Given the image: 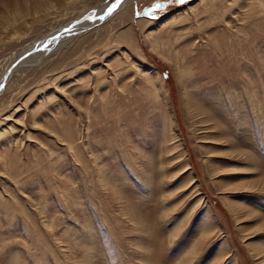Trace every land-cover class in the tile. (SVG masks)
Instances as JSON below:
<instances>
[{"label": "rangeland", "instance_id": "1", "mask_svg": "<svg viewBox=\"0 0 264 264\" xmlns=\"http://www.w3.org/2000/svg\"><path fill=\"white\" fill-rule=\"evenodd\" d=\"M115 1L0 0V72L9 64L20 60L21 54L32 53L37 47H41L47 38L71 24H82L78 21L83 17L106 11ZM199 1L186 0L183 5H172L161 11L153 9L155 0H126L120 9L117 8L103 21L93 23L91 27L79 32L80 34L74 36L72 34L70 36L72 38L56 52L30 65L24 71L14 73L13 80L9 82L11 79L9 78L5 91L0 93V109L8 107L0 113V131L6 130L5 135L0 138V159L7 164L19 160L23 166L21 178L25 180L31 176L32 172L28 170L37 157L44 154L46 156L49 152L54 155L57 170H62L63 166L64 172L72 180V185L80 188L81 193L85 195L78 199V202L80 204L83 202L82 208L87 213L82 211L93 227L96 258L92 264H142L143 257H139L141 248H146L151 241L154 253L149 254V259L154 264H184L183 260H187L189 264H264V258L252 251L253 245L258 244L260 241L258 239L264 232V202L261 200L264 193L252 198L249 193L244 195L243 190H228L240 186L239 180L233 178L235 172L226 166V162L225 165L217 162L223 160L224 151L219 147V141L202 144L200 138L204 136L203 126L196 124L193 127L192 122L198 121L199 117L194 115L191 117L188 109L191 87L182 83L173 63L163 54L154 51L150 40L145 37V32L151 30L152 38L156 41L175 37L180 40V44L190 45V41H193L202 45L201 37L196 38L193 33V29H196L195 17L202 11ZM213 1L215 7H220L219 16L222 18L221 22L212 25L216 34L230 36L231 30L240 31L242 27L255 30L257 27L259 35L242 38L243 44L238 48L239 51L235 52L237 59L243 61L247 58L245 56L247 52L244 54L246 47L251 46L254 55L249 57L247 65L243 67L241 61L232 63L226 68V75L219 78L211 74L212 85L206 77L199 80V83L203 84V90H207L208 85L214 87V92L221 93L225 102L227 97L221 86L223 83L227 84V89L240 94V100H246L241 83L250 84L246 86L250 93L255 90L256 95L261 97L264 93V71L261 69L264 67V59L260 60L259 54L264 56V12L256 16V20L259 18L261 20L254 25L251 24L254 18H246L247 8H243L250 0H242L237 5H232L233 0ZM33 2L43 5L40 10H33L25 17L23 15L25 8ZM226 7L228 10L222 15ZM14 15L18 19L22 15L21 22L24 24L22 30L16 29L9 22ZM171 15H175L171 25L168 22L161 24ZM144 24L145 27L142 28ZM245 38H249L250 41L247 42ZM205 52V48L199 50L200 64L204 62ZM184 53L185 60L182 64L195 68V63L192 62L193 52ZM120 68L122 69L118 71ZM77 69L80 70L76 75L68 76L69 72ZM199 72L202 76L213 73L210 68L206 72L202 70ZM54 73L53 78L60 79L65 76L57 84L56 89L53 85L48 86V79ZM148 82L156 91L161 92L163 101L160 108L162 111L155 119L156 124H149L147 119L148 116L155 115L153 106L150 109L129 108L126 110L129 115L125 119V122H130L129 139L134 140V144L142 146L143 154H138L137 159L142 164L143 178L142 176L138 178L121 153L115 152L114 159L105 157L109 145L99 148L98 142L107 144L109 133L113 130H108L105 125L107 124V117L103 116L105 110H115L118 106L126 104L127 99L121 93V88L131 89L137 98L131 97L130 100L138 102L141 89L145 90ZM185 93L189 94L188 98L185 97ZM50 97L54 99L49 101ZM39 107L43 108L37 112ZM87 107L92 110L97 108L95 112H98V121L89 123L84 110ZM57 112L60 114L56 119L67 121L74 138V148L77 146L79 156L85 159L92 172L95 162L94 157L89 154V149L87 151V143L92 141V139L88 141L89 137H97L90 147L96 151V156L102 154L99 158L105 165L104 174L107 177L104 179L109 182L110 175L117 179L112 182L113 190L115 191V185H118L116 188H119L125 197L121 203L116 201L111 206L106 205L108 211L101 205L95 193L90 191L91 181L84 176L81 164L74 160V156L67 150L68 146L58 140L53 127L51 128L50 122L56 121ZM250 113L252 115L251 111ZM4 115L7 116L6 120ZM108 116L112 120L115 118L112 112ZM225 116L229 132L235 140L239 139L241 128H236L237 122H232L227 115ZM251 123H247L248 130L244 138L249 142V151H253L256 156L262 155L264 161V152L258 150L263 131L257 129L254 119ZM168 124H173L180 140L182 147L177 150L169 147L171 145L168 141L170 133ZM196 129L199 131L195 132ZM228 138L231 140L230 136ZM62 149L64 151L60 153ZM207 157H215L216 161L211 162L212 165L215 164L214 167H207L205 163ZM39 164L47 168L46 163ZM262 164L264 166V162ZM211 170L216 172L213 177L210 176ZM2 176L3 174H0L1 186ZM189 176L194 178L188 183ZM3 177L4 186L10 192L4 189L6 192L4 196H8V206L0 205L1 224L8 229L5 235L9 234L8 238H12L8 240L17 241L13 244L4 243L5 254L11 250L16 256V264H38L33 256L46 260V263L42 264H57L58 258H61L64 264H68L59 241H64V235L61 234H70L68 229L77 227L75 221L69 218L67 208L70 205L67 207L63 198L52 196V206L55 210L53 213H56L58 222L59 218L61 221L53 227L58 241L53 240L35 211L37 207L36 203H33L35 199L32 200L30 196L18 190V184V187L15 186L8 176ZM145 177L151 180L149 187L144 180ZM49 178L54 180L51 174L47 177L43 174L36 176L38 183H43L47 198L52 192L48 186ZM249 179H256V176L252 175ZM105 197L108 201L113 200L112 197ZM223 197H229L237 208L244 206V211H239L235 215L228 204L223 202ZM17 200L23 201L21 202L23 205L28 203L36 213L31 216L33 218L31 221L28 219L26 223L20 213L14 212L16 211L14 202L18 204ZM121 207L125 208V212L127 208L134 212H132L134 215L130 213L129 216L139 218L138 227L144 231L131 232V223L126 222ZM6 210H13L14 215V220L8 223L5 221ZM207 223L210 234L201 236V229L207 226ZM12 228L18 232L12 234ZM1 239L3 240L2 237L0 241ZM138 244L141 248L136 247ZM194 247H199L200 251L191 258L187 257L188 252ZM7 260L5 255L0 264L7 263Z\"/></svg>", "mask_w": 264, "mask_h": 264}, {"label": "bare ground", "instance_id": "2", "mask_svg": "<svg viewBox=\"0 0 264 264\" xmlns=\"http://www.w3.org/2000/svg\"><path fill=\"white\" fill-rule=\"evenodd\" d=\"M124 1L126 0H123L122 2H120L117 5V8L120 9ZM241 1L242 0H233L232 5H237ZM199 2L201 3L202 11L199 13V15L195 17L196 18V21H195L196 29H193V33L196 38L199 36L201 37L202 43H203L202 45L194 43L193 41H190V45H187V43L180 44V40L175 37L170 40L161 39L159 41H156L152 38L153 32L151 30H148L145 32V37L148 40H150L151 47L153 48L154 51H156L157 53L163 54L168 59V61L173 63L175 69L178 71L177 72L178 76L183 81L182 83L184 85H188L189 87H191L192 91L190 93L188 109H189V112L191 113L190 115L191 117L193 115L196 117H199L198 121L194 120L192 122L193 127L196 124L197 125L200 124L203 126L202 130L204 131V136H202L201 138L199 137L203 142L202 144H207L208 142H209L208 144H212L211 142H214L216 140L219 141L220 143L219 147L223 149L224 151L222 153L223 160H220L217 162L219 164L224 163L223 165H225V162H226V166L230 167L233 170V172H235L233 178H235L236 180H239L240 186L228 188V190H233V191L243 190V193H245L244 195H247L249 193L250 195H252V198H253L256 195H262L264 193V169H263L264 166L262 164V162L264 161H262V155L256 156L253 151H249V147H248L249 142L247 139L244 138V135H245L246 130H248L247 123H251V120L254 119L255 123L257 124V129H260L261 131H263V135L261 138V144L259 145L258 150H261L264 152V93L261 97H258L256 95L255 90H253V93L251 94L249 89L246 87L248 85L250 86V84L241 83V86L244 87V91L246 94V100L245 99L240 100L241 98L240 94L236 93L235 91H232L231 89H227L226 88L227 84L223 83L221 86L224 92L226 93V97H227V100L225 102L222 100L223 95L221 93L217 92L216 94L214 92L215 89L214 87L211 86L213 84V81L211 80L212 78L211 74L220 78L221 76L226 75V68L229 67L232 63L234 64L235 62L241 61L240 64L243 65V67L247 65L246 63L249 57L254 55L252 54L251 46L248 45L246 47V51L244 52V54L247 52V54L245 55L247 56V58L243 61L242 60L239 61L237 59L236 53L239 51L238 48L241 47L243 44V41L241 42L242 38L249 37L250 35L257 37L259 35L258 28L256 27L255 30L254 29L248 30L247 28L242 27L240 31L237 29L236 31L231 30L230 36L229 35L226 36V34H223V33H222L223 36L220 34H216L213 31L214 27L212 25L216 24V22L218 21L221 22L222 18L219 16L220 7H215V5L213 4L214 2L213 0H207V1L200 0ZM42 5L43 4L39 2L31 3L28 7L25 8L23 15L25 17L29 16L31 11L40 10ZM245 7L247 8L245 12V17L248 19L254 18L251 21V24L256 25L257 24L256 22H259V19H260L259 18L258 20H256V16L259 13L264 12V0H250V3L245 4L243 8ZM227 10H228V7L223 9L222 15H224ZM193 11H195V9ZM102 12L104 13L105 11H102ZM102 12L95 13V14L93 13V15H91L90 17L99 16L103 14ZM174 17L175 15H171L170 17H167L166 19L162 21L161 24L163 23L166 24L168 22V24L171 25L172 24L171 22L173 21L172 19H174ZM21 19L23 20L22 15L19 16V19L16 18V16L14 15L13 18L9 22H11V24L14 25L16 29L18 28L19 30H22L24 24H22ZM200 21H203V22H200ZM93 23L95 22L86 20V21H83L82 24L73 25V28L66 27L65 29H63L66 31L62 32L58 38L53 39L52 41H49L48 47L44 49L43 51L39 53H35L31 55L30 57L23 59L17 66H13V64L15 63L14 62L13 64H9L6 68L2 69V71L0 72V82L2 81V78L5 76L6 72L10 70V68H11V73H10L9 78L11 79L9 82L13 80L14 77L12 75H14V73L24 71L30 65L36 64L40 62L41 60H43L45 57H47L49 54L56 52V50H58L60 46H62L65 42H67L70 38H72L70 37L72 34L74 36L75 34L81 32L85 28L91 27ZM1 25L4 26V24H1ZM5 25L8 26V24H5ZM144 27H145V24L142 25V28ZM245 39L248 40L247 42L250 41L249 38L248 39L245 38ZM202 48H205L206 52L204 53L205 55H203L204 62L200 64L201 55H199V50ZM185 51L193 52L192 59L194 58L195 61L192 59L191 60L193 63H195V68H198V69H195L194 67L187 65V64H182V62L185 60L184 58ZM240 51L242 50L240 49ZM26 53L27 52L20 55L21 59L23 56L30 55V52L27 54ZM259 57L261 58L260 60L264 59V56L262 54H259ZM209 68L212 69L213 73H208L205 76H202L200 74L199 72L200 70L206 72L208 71ZM239 68L240 67L238 66L237 69ZM121 69L122 68L118 69V71ZM261 69L264 71V67H261ZM79 70L80 69L69 72L68 76L72 74L76 75V73H78ZM221 70H224V71L220 73ZM155 73L159 74L158 72H155ZM54 75L55 73L48 79V86L53 85V87L56 89L57 84L65 76H62L59 79L58 77L53 78ZM115 75L117 76V74ZM204 77H206L209 80V83L211 84V85L206 86L207 90H203V84L199 83V80L204 79ZM243 79L248 80L247 78H243ZM8 80L6 81V83L8 82ZM6 83L5 85L7 86L8 83L7 84ZM5 85L2 91H5L4 90L6 89ZM40 89H43V88H40ZM121 93L124 94V98L127 99L125 101L126 104L118 106L115 110H112V109L111 111L105 110V114H103L104 117H107V124L105 125L107 126L108 130H112V129L113 130L111 133H109L107 144L98 142L99 144L98 147L103 148L106 145H109V150L108 152L105 153V157H108V158L111 157L114 159L115 152L121 153V156L128 162L130 168L132 169L134 173L137 174L138 178L140 176H142L143 178V171L141 168L142 164H141V161L137 159L138 154H141V155L143 154L142 146L141 145L138 146L137 143L134 144L133 143L134 140L129 139L128 137V134H130L131 132L128 128V126L130 125V122H125V119L129 115L128 113H126V110L132 107H135L136 110L138 109V107L150 109V107L153 106L154 107L153 111L155 115L153 117H149L147 114L148 116L147 119H148L149 124H152V123L156 124L155 119L158 118L160 112L162 111V109H160L161 105H163V101H161V92L156 91L155 88L152 87V84L148 82L147 88H145V90L141 89L140 95L143 97L138 96L140 98L138 102H134L130 100L131 97L137 98V95H133V91L131 89L121 88ZM188 95L185 93V97L188 98ZM53 99L54 98L52 97L49 101ZM42 108L43 107L41 108L39 107V110L37 112L41 111ZM6 109H8V107H4L0 109V113L2 111H5ZM84 110H85V115L87 116V120L89 121V123H91L92 121H98V112H95L97 108L92 110L87 107ZM250 111L252 112V115ZM110 112L115 114V118L113 120L110 119V116H108ZM56 114L57 115H55V119H56V116H58V114L60 113L57 112ZM225 115L229 117L230 121L237 122L236 128H241L242 133L240 132L241 135L239 136V139L236 137L237 140H235L234 136H232V134L229 132V129L227 128L228 121ZM6 119H7V116L4 117V120ZM50 123L53 124V126L51 124V128L53 127L52 129L54 130L55 135L58 136V140L61 142H64L63 144H66L65 146H68V149L67 148L65 149H67L72 154V156H74V160L76 162L81 164V170L84 176L85 177L87 176V179L91 181L89 185L90 191L95 193L101 205L107 210L106 205L111 206L116 201L121 203L122 200L125 199V197L122 195L119 188H116V186L118 185H115V191L113 190L114 187L112 185V182L113 181L115 182L117 179L113 178L111 175L110 176L112 178L108 176L110 180L109 182H107L104 179L107 177V175L104 174L105 167L103 166L105 165L103 163V160L102 159L100 160L99 158L100 156H102V154L96 156L95 155L96 151L91 150L90 145L92 143H95V141L97 140V137L96 136L92 138L89 137L88 141L89 139H92V141H89V142L87 141L88 147L86 146L87 151L89 149L90 156L94 157L93 162H95V166H93V172H94L93 173L92 169L86 163L85 159L79 156L77 146L74 148V145H73L74 138L72 134L70 133V129L68 128L69 126L67 125V121L56 119L55 122H50ZM51 128H50V131H52ZM86 128L88 131V127ZM168 130L170 132L168 141H169V145H171L169 147L172 148V150L173 149L177 150L181 148L182 146H181V143L179 142L180 140H178V136L176 135V131L173 127V124L172 125L170 124L168 126ZM198 131H199L198 129L195 130V132H198ZM5 132L6 130L4 129L0 131V138H2L3 135H5ZM229 136L231 137V140L228 138ZM63 151L64 150L62 149L60 153H63ZM180 152L182 155L183 151L181 150ZM53 156L54 155H51L49 152L46 156L44 154V156L37 157L36 160L31 164V169L29 167V170H28V172L30 171L32 172L31 176H28V178L25 180L21 178V174L23 176V173H22L23 166L20 165L21 162L19 160H13L12 162L7 164L4 162L3 159H0V166H1L0 174H3V176L4 175L8 176V178L12 180L15 186H17L18 184L19 186V187L17 186L19 188L18 190H21L27 196H30L32 200L35 199V202H33L34 204L36 203L37 205V207L35 208V211L38 213V216L41 219L45 228L49 231V235L53 238V240H56V241H58V239H56L57 235L54 234L53 227H56L58 223L61 221L59 218V222H58V217L55 215L56 213L55 214L53 213L54 208L52 206V202H53L52 196L57 197L59 199L63 198L65 205L67 207L70 205V207L67 208L69 212V218L73 219L75 221V224L77 225L76 229H70V228L68 229L70 230L69 232H71L70 234H67V233L61 234V235H64V241H59V243L61 244L60 246L62 248L61 251L65 255V261L68 264H92L94 259L96 258L95 257V252H96L95 243H93V235H94L93 227L91 225V222H89V219L85 218L86 215L83 213V211L84 212L86 211L82 208L83 202L82 204L78 202V199H82L85 195L81 193L80 188L75 187L76 185L75 186L72 185L73 184L71 182L72 180L64 172V169L62 166L63 162L61 163L62 170L60 171L57 170V160L53 159ZM214 158L215 157H212V158L207 157L205 161V163L207 164V167L208 166L214 167L215 164L212 165L211 163V162L216 161L214 160ZM39 163H42V164L46 163L47 168L40 165ZM118 166H115V167H118ZM221 167L223 166L221 165ZM194 170H195V167H194ZM211 173L212 175L210 176L212 177L216 174L214 170ZM38 174H43L44 177H47L51 174L56 182L55 183L52 178L48 179L49 180L48 186L52 189V192L48 194V198L45 195L46 193L43 190L44 188L43 183L42 182L38 183L39 180L38 181L36 180V176ZM209 174H210V171H209ZM252 175L256 176V179L250 180L249 178L252 177ZM3 176L1 178L3 180L2 181L3 185L2 186L0 185V205L8 206L7 204L8 196L5 197L4 195L6 194V192H10V191L7 190L4 186ZM193 178H194L193 176H189V179L187 182L188 183L191 182ZM144 180L146 181V184L149 187L151 185V180L147 177H145ZM4 189L6 190V192L4 191ZM103 189L105 190L104 192L102 191ZM84 190L85 188H83V191ZM108 190H111V191L108 192ZM35 192L37 193V195H34ZM11 196H12V193H11ZM105 196L112 197L113 200L108 201ZM261 200L264 202V198ZM21 202L23 201L17 200L18 204L14 202V206L16 207V211L14 212L20 213L24 221L27 223L28 219L29 221H31V219H33L31 218V216L32 215L34 216V214L36 213L33 212V210L28 206V203L27 204L25 203V205H23V203ZM223 202L228 204V206L230 207L229 209H231L235 213V215L239 211L241 212L242 210L244 211L245 209L244 206H240L239 208H237V206H235L236 204L231 203V199L229 197H223ZM121 211H124L126 222L131 223L130 224V226L132 227L131 232L138 233V232L144 231L141 227H138L139 218L134 217V216H129V214L132 213L133 211H130V209L127 208V212H125V208L123 207H121ZM12 212L13 210H6L5 221L7 223L14 220V215H12ZM133 213L132 215H134ZM1 220L2 219H0V237H2L3 240L1 239L0 241V260L3 259L5 255H7L8 260H7V263L5 262V264H16V256H14L13 252L9 250L7 251V254H5L3 248L5 247L4 243L13 244V243H16L17 241L16 239L13 240L12 242L8 240L12 238L10 237L8 238L9 234L5 235L8 229H6L5 226H2ZM140 222L142 221L140 220ZM63 227L66 228V226H63ZM208 227H209L208 223H207V226L202 227L201 233H200L201 236H206V235L208 236L210 234V228ZM17 232H18L17 229L12 228V232H11L12 234H16ZM142 239L145 240V238H142ZM203 239L205 240V238ZM258 240L260 241L258 242L257 245H253L252 251H254V253L257 256H261L262 258H264V232H263V236ZM152 242L153 241L147 244L146 248L143 247L144 249H142L139 244L136 246L137 248L138 247L141 248V254L139 255V257L140 256L143 257L144 263L142 264H154L149 259V254L154 253ZM199 251H200L199 247H194L188 252L187 257L191 258L193 255H196L197 252ZM33 259L37 261L38 264L46 263V260L39 258L37 256H33ZM183 263L189 264L187 260H183ZM57 264H64L63 260L61 258H58Z\"/></svg>", "mask_w": 264, "mask_h": 264}, {"label": "water", "instance_id": "3", "mask_svg": "<svg viewBox=\"0 0 264 264\" xmlns=\"http://www.w3.org/2000/svg\"><path fill=\"white\" fill-rule=\"evenodd\" d=\"M122 1H123V0H120V2H122ZM115 3H116V1H115L113 4H115ZM113 4H112V5H113ZM112 5H111V6H112ZM116 9H117V7H116ZM116 9H115L114 11H116ZM114 11H113V12H114ZM107 13H108V10H106L103 14H101V15H99V16H96V17H94V16H93V17H90V16L83 17L82 19H80V20L78 21V23H82L83 21H86V20L94 21V22H96V21L101 22V21H103L106 17H108L109 14H107ZM69 27L72 28V27H73V24H71ZM64 31H66V30H62V31H60L59 33L55 34L52 38L50 37V39L47 38V39L43 42V44H42L41 47H39V48L37 47L35 50H33L32 53H30V55H28V56H24V57H22V59L17 60V61L13 64V66H17V65H18L23 59H26V58L30 57L31 55H33V54H35V53H39V52L43 51L44 49H46V48L48 47V43H49V41H52L53 39L58 38L59 35H60L62 32H64ZM10 73H11V68H10V70H8V71L6 72L5 76L2 78V81L0 82V92H2V90H3V88H4V85H5L6 81H7L8 78L10 77Z\"/></svg>", "mask_w": 264, "mask_h": 264}, {"label": "snow or ice", "instance_id": "4", "mask_svg": "<svg viewBox=\"0 0 264 264\" xmlns=\"http://www.w3.org/2000/svg\"><path fill=\"white\" fill-rule=\"evenodd\" d=\"M120 3V0H116V3L113 4L110 8H108V13L111 14L117 7V5ZM186 3V0H155V3L153 4V9L156 10H165L167 7H170L172 5H183Z\"/></svg>", "mask_w": 264, "mask_h": 264}]
</instances>
